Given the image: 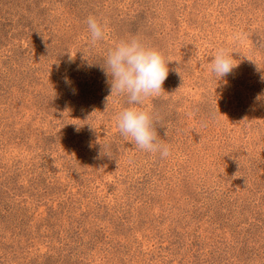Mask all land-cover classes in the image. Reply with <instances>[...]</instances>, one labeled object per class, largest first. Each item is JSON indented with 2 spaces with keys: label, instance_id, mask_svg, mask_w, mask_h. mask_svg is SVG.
<instances>
[{
  "label": "rangeland",
  "instance_id": "obj_1",
  "mask_svg": "<svg viewBox=\"0 0 264 264\" xmlns=\"http://www.w3.org/2000/svg\"><path fill=\"white\" fill-rule=\"evenodd\" d=\"M133 37L168 64L135 105L166 159L106 99ZM0 264H264V0H0Z\"/></svg>",
  "mask_w": 264,
  "mask_h": 264
},
{
  "label": "clouds",
  "instance_id": "obj_2",
  "mask_svg": "<svg viewBox=\"0 0 264 264\" xmlns=\"http://www.w3.org/2000/svg\"><path fill=\"white\" fill-rule=\"evenodd\" d=\"M86 23L90 45L95 47L98 42L105 39L107 25L91 15ZM105 65L102 70L110 91V96L106 99L112 96H126L130 105L123 108L115 117L120 135L126 140L133 141L136 148L143 152L158 153L161 159L168 158L171 155L170 148L158 141L153 114L135 107L143 104L146 99L164 92L162 86L169 69L161 53L133 37L109 49ZM236 66L228 50L220 48L211 61L210 71L220 80L231 74ZM65 80L66 83H70L67 78Z\"/></svg>",
  "mask_w": 264,
  "mask_h": 264
}]
</instances>
